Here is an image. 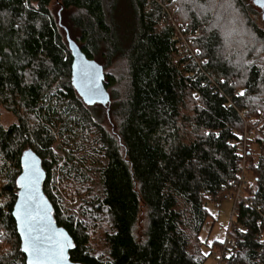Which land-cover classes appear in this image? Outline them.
Returning <instances> with one entry per match:
<instances>
[{"label":"trees","instance_id":"16d2710c","mask_svg":"<svg viewBox=\"0 0 264 264\" xmlns=\"http://www.w3.org/2000/svg\"><path fill=\"white\" fill-rule=\"evenodd\" d=\"M255 8L0 0V113L14 118L0 119V264H26L12 209L28 149L71 262L204 264L207 207L240 189L225 259L264 264V11ZM178 28L193 35L195 59L178 53ZM67 37L102 66L105 106L85 105L73 88Z\"/></svg>","mask_w":264,"mask_h":264},{"label":"water","instance_id":"95a60500","mask_svg":"<svg viewBox=\"0 0 264 264\" xmlns=\"http://www.w3.org/2000/svg\"><path fill=\"white\" fill-rule=\"evenodd\" d=\"M254 7L264 11V0H252ZM71 54V82L84 104L105 106L109 101L103 80V68L97 62L89 60L74 41L67 37ZM21 172L16 183L17 197L12 209L16 231L20 238L21 250L26 264H80L71 262L69 251L72 241L68 233L58 227L53 217V209L43 193L45 172L39 157L30 149L20 158ZM31 233L40 238L42 255L37 259L31 251H25L26 237ZM63 245L62 256L57 243ZM71 245L70 247L68 245Z\"/></svg>","mask_w":264,"mask_h":264},{"label":"rangeland","instance_id":"374dc122","mask_svg":"<svg viewBox=\"0 0 264 264\" xmlns=\"http://www.w3.org/2000/svg\"><path fill=\"white\" fill-rule=\"evenodd\" d=\"M252 2V0H250ZM256 9V8H255ZM254 9V10H255ZM261 12L259 9H256L255 12ZM264 13V12H263ZM1 123L4 126H7L14 122V118L6 113H0ZM256 149L253 147L252 151L254 152ZM256 152V151H255ZM58 155H61L60 151H57ZM245 179L247 182H252V176L250 173H245ZM78 203L74 202L71 205L70 211H75L77 209ZM232 202L222 201L218 206L208 205L207 209L211 214V217L214 219L213 223L211 218L206 222V227L204 231L200 234V239L203 242L207 241V245L202 247V253L206 256L204 264H219L216 255H220V253H216V248L212 246L213 242L224 243L226 237V231L230 222L231 211H232ZM209 230H211L209 232ZM220 264H227V261H224Z\"/></svg>","mask_w":264,"mask_h":264},{"label":"built area","instance_id":"2783aa9c","mask_svg":"<svg viewBox=\"0 0 264 264\" xmlns=\"http://www.w3.org/2000/svg\"><path fill=\"white\" fill-rule=\"evenodd\" d=\"M173 22V21H172ZM161 25H167L165 21H162ZM183 32H185V28L184 29H177L176 30V35L175 37L173 38L174 41H176V47L178 49V53L179 54H188L192 59H195V55H196V52L191 50V43H190V39L193 38V35L189 32V33H186L184 34ZM184 34V35H183ZM241 168H242V172L245 171V161L243 160L242 161V165H241ZM240 181H241V184L243 187H246L247 184H249V182L246 181L245 179V176H241L240 177ZM240 198V189L237 190V192L235 193L234 196H229V195H226L224 196V200L228 201V202H232L234 204V201H238ZM235 210H234V207L232 208V211H231V216L234 214ZM230 222H231V217H230ZM230 222H229V225H228V228L229 229V226H230ZM233 244L232 240L229 238L228 236V232L226 233V237H225V241L223 243V247H222V252L220 253V255H216V258L218 259L219 261V264L224 262L226 259V253L225 251L227 249L230 248V246ZM225 250V251H224ZM227 261V260H226Z\"/></svg>","mask_w":264,"mask_h":264},{"label":"snow or ice","instance_id":"6c2138e0","mask_svg":"<svg viewBox=\"0 0 264 264\" xmlns=\"http://www.w3.org/2000/svg\"><path fill=\"white\" fill-rule=\"evenodd\" d=\"M242 94V93H241ZM27 240V246L25 248V251H31L33 255L39 259L42 255V248L40 244V238L39 237H34L31 235V233L28 234L26 237ZM69 247L71 246L70 244L68 245ZM57 247L59 249V252L62 256L63 252V245H61L59 242L57 243Z\"/></svg>","mask_w":264,"mask_h":264}]
</instances>
